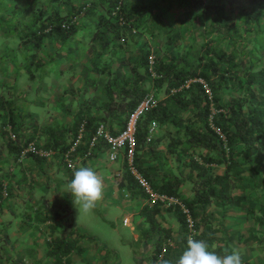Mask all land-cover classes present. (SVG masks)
<instances>
[{
  "label": "trees",
  "instance_id": "trees-1",
  "mask_svg": "<svg viewBox=\"0 0 264 264\" xmlns=\"http://www.w3.org/2000/svg\"><path fill=\"white\" fill-rule=\"evenodd\" d=\"M84 1L0 0V142L6 150L3 157L0 151V211L18 185L9 180L13 166L27 158L36 163L47 160L27 153L18 162L20 148L28 141L54 150L58 165L63 164L73 178L78 161L109 148L99 139L86 155L96 126L103 123L110 133L120 132L141 97L150 89L163 88V97L138 120L134 163L155 191L181 199L194 225L192 231L187 227L179 206L151 203L122 159L118 188L132 199H145L139 208L144 223L139 239L147 250L136 264H155L160 256L177 260L189 236L221 256L246 242L262 245L264 0H121L122 25L113 15L119 0ZM176 10L178 15L170 19ZM79 13V20H74ZM159 24H165L167 35L156 52V43L141 32L153 35ZM78 29L81 42L73 41ZM66 43L67 51L62 52ZM65 63L81 71L83 87L57 86ZM51 64L56 71H51ZM192 77L203 78L212 90L217 109L213 122L225 134L228 151L210 126L203 85L178 88ZM46 93L53 96V103ZM45 101L57 114L40 118L32 107L39 103L47 110ZM63 113L70 116V123H63ZM152 121L157 125L155 137L147 144ZM80 123L85 130L70 169L62 152L73 142ZM6 124L12 126L16 140L7 137ZM38 133L42 145L36 141ZM3 182L8 185L4 197ZM37 210L34 215L26 212L35 223L53 224L60 216L57 211ZM227 217L235 223L241 219L242 225L224 222ZM78 241L77 233L66 237L48 233L46 256L52 264H73L74 256L84 252ZM23 258L19 254L13 261L22 264Z\"/></svg>",
  "mask_w": 264,
  "mask_h": 264
},
{
  "label": "rangeland",
  "instance_id": "rangeland-1",
  "mask_svg": "<svg viewBox=\"0 0 264 264\" xmlns=\"http://www.w3.org/2000/svg\"><path fill=\"white\" fill-rule=\"evenodd\" d=\"M75 2L84 3L85 1L75 0ZM176 15H178L177 10L175 12H171L169 18L173 19ZM159 25V27L154 29L153 35L141 32V35L144 38L156 43V46L154 47L156 52L163 47L167 35V28L165 27V24ZM78 31L79 32L77 33V36L74 37L73 41L81 42L83 40L81 38L82 32L80 29H78ZM86 31L88 32V28H86ZM72 45L75 46V43ZM61 51H67V43L65 46H61ZM50 68L51 71H56V66H54V64H51ZM78 70L79 69H77V71ZM53 74L54 73L50 74L52 78ZM153 92L157 101L159 98L163 97V88L160 90L153 88ZM4 95L6 94L4 93ZM46 96L49 99L51 97V95L47 93ZM44 106H46L47 110L43 109V106L37 103L36 106L32 107V111L35 114H38L40 118H45L46 116L52 117L55 114V109L52 104H48V102L45 101ZM109 153V149L107 148L105 151H102V153H96L94 156L87 158L84 164L78 161V165L76 167V169L82 165L91 167L103 179V198L97 202L96 208L89 214H81L78 216V212L72 204L71 194L67 189V184L72 178L68 177L66 168L61 163L59 168H56L53 171H48L45 175H43V186L36 187L34 193L24 194V197L31 196L33 198H29L25 201L19 198L16 201V210L25 209L30 215L35 214V207L38 208L37 211L49 209L48 211L59 212L60 216L57 217V221L52 224L53 227L59 230L62 229L66 234L72 233L73 235H76L77 233L79 236L78 243L84 249L82 257L78 254L74 256L75 262L73 264H136V259L144 257L143 249L145 245L139 239V227L143 222L141 215L139 214V208L141 207L140 205L144 198L140 196L132 199L126 195L125 190L118 188L117 182L124 171L122 162L120 163L119 157L116 158V160H111L109 158ZM52 158L55 159L54 156H52L47 158L45 161L46 163L43 162L45 166L47 165L49 167ZM118 171H120L121 175H117ZM64 177H66V179ZM12 192V197H14L12 201L16 200L15 196L23 194L22 189L18 188H15ZM42 196L46 198V202ZM5 211H7V214L5 217V227L3 228L8 231L7 233L9 234V238L12 242L8 244L2 242L0 244L2 248L1 254L3 260H12L10 256L14 253L13 249H19L23 252L22 255L24 256L22 264H31L33 261L37 262V264H49V260L51 259L43 256L39 247L24 244L22 236H17V228L15 227V224L19 220V215L16 214L12 216L8 210ZM124 217L129 219V224L123 225L122 220ZM171 218L174 220V224H176V220L173 217ZM172 219L170 222H172ZM7 220L12 222L10 227L6 226ZM67 223H71L72 226L65 227ZM231 224L241 226L242 220L240 219L237 223L231 222ZM50 228L51 227L47 225L44 227L47 232H50ZM35 230L40 232H36V236L33 234L26 236L27 241L43 238L41 230L36 228ZM35 230H32V232ZM16 237L19 239V243L15 244L14 241ZM28 247H32V250H27ZM257 253L264 254V243H262V245H259L258 243L257 248L253 249L251 252L252 261H254V259L257 261ZM22 255L21 258L23 257Z\"/></svg>",
  "mask_w": 264,
  "mask_h": 264
},
{
  "label": "built area",
  "instance_id": "built-area-1",
  "mask_svg": "<svg viewBox=\"0 0 264 264\" xmlns=\"http://www.w3.org/2000/svg\"><path fill=\"white\" fill-rule=\"evenodd\" d=\"M120 2L121 0H119L117 5L114 6L113 15L115 17L118 16V23L122 25L124 21L120 14V8H121ZM76 18L77 16H74L73 19L75 20ZM153 63H154V54L150 53L148 56V64L151 67ZM152 75H154L153 72H152ZM195 82L197 83L199 82L200 84L203 85L204 92L209 101L210 113L208 115V120H209L210 126L212 129H214L215 133L220 138L225 148V151H228V145H227L225 134L213 122V117L215 113L217 112V109L214 106L212 90L207 84V82L203 78L192 77V78L187 79L178 88L179 89L183 87L187 88L191 83H195ZM175 90L177 89L172 90V92H174ZM156 103H157V100L155 99L153 90L152 89L148 90L141 97V99L136 103L133 109L128 113L125 119L124 127L118 133L112 134L107 130L106 126L103 123L98 124L90 139L89 148L86 152V155H89L91 153V149L96 146L99 139L104 140L105 143L109 147L108 148L110 152L109 158L111 160H116V158H118V155L121 154L122 159L126 163L127 170L133 176L134 180L137 182V185L143 190L148 200L151 203L159 202L161 204H164L165 206H169V205L179 206L185 216L187 227L192 231L194 220L191 217L188 209L184 206L181 199L178 196L167 195L165 193L155 191L150 186L147 179L141 174L140 171H138L134 163L135 154L137 150L136 131H137L138 120L143 113H145L147 110L152 108ZM156 127H157L156 122L152 121L148 127V132L146 134V140H145L146 143L151 142L153 138V134L156 132ZM4 130L6 131L7 137L9 139L16 140L15 134L12 131V126L10 124H6L4 126ZM84 130H85L84 123H80L77 129V132L75 133L73 142L69 145L67 149H65L62 152V155L64 157V162L66 166L70 169H73L75 167L76 161L73 158L72 153L75 151L76 147L80 143ZM27 153H33L40 157L49 158L50 156L54 155L55 151L52 149H42L38 147L33 140H30L20 148L17 161L18 162L23 161ZM1 186H2V194L4 197L6 195V188L8 186L7 182H3ZM122 223L123 225L129 224V219L127 217H124L122 220Z\"/></svg>",
  "mask_w": 264,
  "mask_h": 264
},
{
  "label": "crops",
  "instance_id": "crops-1",
  "mask_svg": "<svg viewBox=\"0 0 264 264\" xmlns=\"http://www.w3.org/2000/svg\"><path fill=\"white\" fill-rule=\"evenodd\" d=\"M86 24V23H85ZM66 66L63 67L64 73L62 74V77L60 80H56V84L57 86H72L73 88H81L84 85V78L82 77V73L81 71H77V68L75 66L69 65V63H65ZM59 82H62V84H60ZM51 96V103H53ZM57 114V113H55ZM63 123H70V116L67 115L66 113H63ZM155 133L153 134V138ZM152 138V140H153ZM36 141L38 144L42 145L43 143V138L41 137L40 133L37 134L36 136ZM149 144V143H147ZM107 149V148H106ZM0 151H1V155L2 157L5 155L6 150L4 147H2L1 142H0ZM103 151V149L101 150ZM105 151V150H104ZM118 157L120 158V163L122 162V156L121 154L118 155ZM49 162V161H48ZM81 163H84L85 161H80ZM46 163V162H45ZM59 162L57 161V158L55 159H51L50 165L49 167L42 162V163H36L35 160H33L32 158H27L20 166H13L12 168V173L13 175L11 177H9V180L13 183V184H18L17 186L15 185L16 188L18 189H22V193L23 194H19L17 196H15L16 200L12 199L14 197H12V195L6 199L9 201H4L1 211H0V244L2 242H4L5 244H8L11 241V239L9 238V234L7 233L8 231L6 229H4L3 227H5V222H6V214L8 210L12 216L18 214L19 215V220L18 222L15 224L16 232H17V236L21 235L22 236V241L24 242V244H28L31 246H37L39 247V249L41 250V254L43 256H46L47 254V244L45 243V235L48 233H53V235H58L61 237H66L68 234H66L65 232H63V230H59V229H55L54 227H51L50 223L44 222L41 223L38 221V223H35L31 216H29L28 213H26L25 209H21V210H16V206L17 203L16 201L21 198L23 201L29 199V198H33L31 196L29 197H24V194H31L35 192V188L38 186H43V182H42V177L43 175H45L48 171H53L56 168H59L60 165H58ZM55 166V167H54ZM5 170V169H3ZM55 172V171H54ZM53 172V173H54ZM120 174V171H118L117 175ZM121 175V174H120ZM1 178V177H0ZM118 179V178H117ZM118 186V185H117ZM43 188V187H42ZM19 193V191H18ZM13 194V193H12ZM12 197V198H11ZM43 197V196H42ZM44 198V201L46 202V198ZM7 203V204H6ZM145 203V199L142 201L141 205H143ZM140 205V206H141ZM17 212V213H16ZM239 213V212H238ZM228 218V217H227ZM225 219L224 222H233L230 218ZM143 222L142 225L140 227H143ZM12 225V222H10V220H7V225L9 226ZM49 226L50 228V232H47L46 229H44L45 226ZM176 228V225L174 226ZM36 229H40L42 234H43V238H38L37 240H30L27 241L26 240V236H30L31 234H33L34 236H36V232H40L35 230ZM247 229V228H246ZM245 229V230H246ZM32 230H35L34 232H32ZM138 238V237H137ZM21 242V239H20ZM14 243H19V239L16 237ZM251 242H246L245 245H243L241 247V249H238L240 251V253L242 254V258L243 260H249L252 261L251 259V252L253 251V249L257 248L256 245H254L253 247L250 246ZM146 246V245H145ZM248 247V248H247ZM27 250H32V247H28ZM146 247H144L143 249V256H146ZM2 248L0 246V264H18L17 262H14L13 259L16 258L17 255L19 254H23L22 251H20L19 249H13V255L10 256L12 258V260H3L2 254H1ZM2 257V258H1ZM47 257V256H46ZM257 257V261L254 259V262H258L259 264H264V254L262 253H257L256 254ZM143 258V257H142ZM49 259V258H48ZM50 261V260H49ZM31 264H36L35 261L31 262ZM49 264H52L51 261Z\"/></svg>",
  "mask_w": 264,
  "mask_h": 264
},
{
  "label": "clouds",
  "instance_id": "clouds-1",
  "mask_svg": "<svg viewBox=\"0 0 264 264\" xmlns=\"http://www.w3.org/2000/svg\"><path fill=\"white\" fill-rule=\"evenodd\" d=\"M81 13L75 15L79 20ZM68 192L72 197V204L78 212V216L92 212L97 202L102 200L104 192L103 179L91 167L80 166L73 171V178L67 184ZM155 264H245L239 250L231 253L217 255L209 251L208 245L202 240L188 237L186 249L175 261L160 256Z\"/></svg>",
  "mask_w": 264,
  "mask_h": 264
}]
</instances>
